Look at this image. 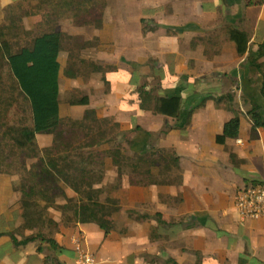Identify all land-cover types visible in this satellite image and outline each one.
<instances>
[{
	"label": "crops",
	"instance_id": "0c3cea01",
	"mask_svg": "<svg viewBox=\"0 0 264 264\" xmlns=\"http://www.w3.org/2000/svg\"><path fill=\"white\" fill-rule=\"evenodd\" d=\"M248 1L87 0L75 17L73 5L60 0H0V26L18 11L29 12L23 20L28 31L53 17L72 39L95 42L81 59L114 68L106 73L108 84L101 73L86 81L68 78L70 53L61 51L60 99L68 90L86 89L90 101L71 109L60 103L61 117L93 109L101 120L96 131L114 123L124 132L139 129L132 152L165 151L179 160L178 168L168 161L167 172L151 186L133 187L123 178L118 198L141 215L131 230L106 235L94 223H75L57 231L52 238L60 262L81 264L80 245L94 264H264V222L241 220L234 203L240 189L264 182V127L253 132L248 116L253 101L264 106V76L250 62L264 72V2ZM232 30L247 34L243 56L229 39ZM145 84L158 97H180L179 116L142 111L137 89ZM234 118L239 137L219 144ZM1 201L0 195V234L6 233L0 236V264H48L54 256L48 245L42 253L40 241L15 246L12 235L22 241L34 233L18 236L20 212L10 204L2 208ZM156 215L169 225L159 224Z\"/></svg>",
	"mask_w": 264,
	"mask_h": 264
},
{
	"label": "trees",
	"instance_id": "16d2710c",
	"mask_svg": "<svg viewBox=\"0 0 264 264\" xmlns=\"http://www.w3.org/2000/svg\"><path fill=\"white\" fill-rule=\"evenodd\" d=\"M55 2L57 0H54ZM87 0H60L73 5V15L82 16V5ZM264 0L259 1H248L249 5L262 4ZM75 6V7H74ZM77 6V7H76ZM71 11V10H70ZM57 12L56 8L51 11V16H54ZM97 12V11H96ZM29 12H23L25 18ZM78 14V15H76ZM19 19L16 14H13L10 26H0V45L2 47L4 56L10 66V71L16 79L22 93L30 102V107L33 116L32 127H22L17 129H8L6 136L13 145L20 148L23 151H33L37 149V136L43 134H56L55 145L51 148H45L42 150L44 154L39 162L31 167L29 174L33 184L22 185L23 189V205H22V218L25 221L24 227L27 230L32 231L37 228L36 224L38 220H43V214L40 217H35L34 212L31 211V202L33 196L39 194L41 199L48 203H55L56 198L52 195L56 194L58 197H64L67 201H72L67 198L65 187L73 190L78 196H81V200L74 208V219L76 223L88 224L94 223L104 231L106 235L116 230L113 226L114 223L108 218L111 217L109 209L103 203H100L97 199L98 190L95 188L96 184L102 182V178L98 182H92L93 169L90 167L92 164V153L86 152V156L80 157L78 154H73L72 143L64 142L65 135L61 131L65 120L60 116V86H59V74L60 64L58 61L61 51H64V37L66 33H62L60 26L57 24L55 18L45 19L44 24H38L41 28V33L34 37L33 40L29 41L20 50L14 51L7 40V35L10 31L16 29ZM24 20V19H23ZM83 19L80 20L82 22ZM85 20V19H84ZM48 21V22H47ZM100 27V26H98ZM29 34V31L26 30ZM28 31V32H27ZM31 34V33H30ZM70 37V36H69ZM72 39V38H71ZM229 39L233 41L237 46L239 55L243 56L247 52L248 37L247 34L239 30H232L229 35ZM74 40V39H72ZM82 43V42H81ZM92 47L95 42H84V45ZM81 45V44H80ZM81 47L75 52L69 51L68 66L69 69L65 71V75L72 78L80 77L79 73H75L77 68L76 65L88 64L91 66L92 73L103 74V81H106V73L114 68L108 66H101L97 64H89L86 61L71 60V57L78 56ZM74 52L76 55H74ZM72 61H74L72 63ZM257 70L264 76L262 71L263 65L257 64L254 60H250ZM72 64V65H71ZM107 67V68H106ZM76 69V70H75ZM91 73V74H92ZM155 89H149L148 86L142 85L137 89V93L140 97V109L142 111H152L156 114L165 115L168 117H178L182 109V100L180 97H158L155 95ZM261 95L264 100V81L261 88ZM72 106H84L90 105L89 98L84 96L78 100L71 102ZM264 106L258 105L256 102H252L251 109L248 112V116L253 123V132L264 127V117L262 116V110ZM101 120L97 116V112L93 109H88L84 113L81 120L72 121V124L78 126L80 132L83 133L84 139L87 141L77 146L78 153L84 152L87 149H94L101 147L106 144H110L114 138L121 135L124 142H128L129 145H133V141H128L129 134H133L139 129L131 132H124L121 129L120 124L114 123L108 127L101 128L95 133L94 127L98 125ZM119 130L116 133L115 130ZM240 132V121L238 118H234L227 122L224 126V131L221 136H218L217 142L224 144L228 139H237ZM74 134H71V136ZM128 136V137H127ZM160 153L163 151L155 150L143 154H135L131 158L133 163L131 164L132 173L145 174L149 176V185L156 184L155 175L152 172L153 166L158 162V167H162L165 163V159H158ZM113 159L123 158L122 151L120 149L115 150L111 154ZM129 159L128 157L126 158ZM167 159V158H166ZM170 161L174 163V166L178 168V158L170 154L168 157ZM166 162V164H168ZM147 164L150 166L147 168ZM162 164V165H161ZM166 169V168H165ZM122 168H118L119 175H122ZM167 172V169H166ZM155 179V180H154ZM57 197V198H58ZM158 223L164 226L169 224L161 220L160 215H156ZM145 219H151L150 216H145ZM6 235L1 233L0 236ZM13 243L16 247H23L29 243L40 241L41 246L39 252H44V245H48L49 249L53 252L54 256L47 257L46 262L48 264H63L58 260L55 253L61 252L60 246L53 238H48L43 234H37L30 236L22 241H19L15 236L12 235ZM60 250V251H59ZM172 264H177L173 260L170 261Z\"/></svg>",
	"mask_w": 264,
	"mask_h": 264
},
{
	"label": "rangeland",
	"instance_id": "374dc122",
	"mask_svg": "<svg viewBox=\"0 0 264 264\" xmlns=\"http://www.w3.org/2000/svg\"><path fill=\"white\" fill-rule=\"evenodd\" d=\"M19 18L18 24H16V29L9 32L7 35V40L10 42L11 47L14 51L20 50L24 45H26L29 41L33 40L35 36L41 33V28L39 25H35L32 27L29 34L26 33V26L23 24V11H18L15 13ZM11 19L10 22L5 24L6 26L11 27ZM3 26V25H2ZM28 32V31H27ZM31 33V34H30ZM81 44V45H80ZM64 51H77L79 47H81V51H85L89 48L86 44L83 46V42H79L77 39L72 40L71 37L66 35L64 37ZM77 49V50H76ZM80 51V52H81ZM74 52V55L76 53ZM81 53L78 56L71 57V60L74 61L77 59L86 61L89 64H94L91 60L81 59ZM69 59V57H68ZM72 61V63L74 62ZM72 65V64H71ZM70 66H68L69 69ZM109 67V66H108ZM74 68H77L75 73H79L80 79L87 80L91 75V66H88L86 63L76 65ZM107 68V67H106ZM68 78H72L68 75H65ZM74 78V79H78ZM73 79V78H72ZM152 81L151 83H154ZM86 96V89H72L68 90L63 96L62 100L60 99V103H63L67 109H71V102L73 100H78L82 97ZM84 114L80 112V114H76V117L64 116L62 117L65 120L64 125L61 128L62 133L66 134L65 138L62 139L66 143H72L73 150L71 153L78 154L80 157L86 156V152H91L93 159L90 167L93 169V178L92 182H98L100 178H102V182L100 184H96L95 188L98 190L97 199L100 203H103L109 209L111 217H108L113 223L116 230H120L124 232L126 230H131V228L136 226L137 221L140 220L139 213L136 209H128L125 204L121 202L118 198L120 194L122 180L123 178L129 177L131 186L136 187L137 185L145 184V186H149V176L145 174H135L132 173L131 164L134 158L135 152H132L130 148L131 145L128 142L123 141V137L121 135L114 138V140L110 144L103 145L101 147H97L94 149H87L84 152H79L77 150V146L79 144H83L87 140L84 139L85 134L78 129V126L72 124V121L81 120ZM33 125V116L30 107V102L22 93L16 79L12 75L10 71V66L4 56L2 47L0 45V195L2 199V208H15L18 212H20L21 218V226L17 228L15 233L24 237L27 233L26 227H24V220L22 218V205H23V192L22 185L33 184L31 181V176L29 174V170L31 167L39 162V160L43 157L42 150L45 148H51L55 145V140L57 138L56 134H43L37 136V149L33 151H23L20 148L16 147L11 143L9 137L6 136L8 129H17L22 127H32ZM95 133L98 132L95 130ZM116 133H119V130H115ZM71 134H74L71 136ZM133 134H129L128 141L132 140L134 137ZM128 137V136H127ZM88 142V141H87ZM120 149L122 151L123 158L113 159L111 155L115 150ZM164 153H160L157 160L160 158L165 159V164L162 167H158L156 164L153 166V171L155 174L156 181L161 180L162 174L166 173V160H169L168 157L170 153L163 151ZM129 158L128 160L126 158ZM167 158V159H166ZM162 165V164H161ZM147 168L150 164L146 165ZM121 167L123 172L122 175H119L118 168ZM177 178L173 179L174 181H178V173L175 174ZM108 179L107 185H104V180ZM155 180V179H154ZM65 192L67 194V198L72 201L65 200L64 197H58V195H52L53 198H56L55 203H48L41 199L39 194L34 195L31 202V211L34 212L35 217H40L41 213L43 214V220H38L35 229H33V233L43 234L48 238H52L54 234L59 231L61 228H67L74 225V208L75 205L78 204L81 200V196H78L73 190L65 187ZM13 195L17 196L16 201L11 202ZM58 197V198H57ZM11 200V201H10ZM135 199H133V202ZM10 204V206H9ZM152 257H148L147 260H150ZM160 264H163L162 261Z\"/></svg>",
	"mask_w": 264,
	"mask_h": 264
},
{
	"label": "built area",
	"instance_id": "2783aa9c",
	"mask_svg": "<svg viewBox=\"0 0 264 264\" xmlns=\"http://www.w3.org/2000/svg\"><path fill=\"white\" fill-rule=\"evenodd\" d=\"M235 209L241 220L264 222V182L255 183L240 189L234 197ZM79 262L81 264H94L91 254L77 247Z\"/></svg>",
	"mask_w": 264,
	"mask_h": 264
}]
</instances>
